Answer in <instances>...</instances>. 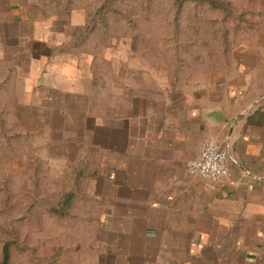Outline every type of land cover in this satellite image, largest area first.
<instances>
[{"label": "crops", "instance_id": "crops-1", "mask_svg": "<svg viewBox=\"0 0 264 264\" xmlns=\"http://www.w3.org/2000/svg\"><path fill=\"white\" fill-rule=\"evenodd\" d=\"M258 8L255 31L231 47L233 76L194 87L136 53L80 52L85 7L51 20L12 9L31 25L8 43L25 60L49 158L74 163L97 200V264H264V0ZM209 140L230 154L223 182L187 172Z\"/></svg>", "mask_w": 264, "mask_h": 264}, {"label": "rangeland", "instance_id": "rangeland-1", "mask_svg": "<svg viewBox=\"0 0 264 264\" xmlns=\"http://www.w3.org/2000/svg\"><path fill=\"white\" fill-rule=\"evenodd\" d=\"M230 1L0 0V264L5 248L9 264L99 260L97 200L86 198L83 174V181H75L74 163L49 158V128L36 124L37 102L25 92L27 70L17 67L25 60L17 56L15 41L8 43L10 32L19 26L30 33L31 25L14 21L12 9L27 5L51 20L85 7L93 18L80 34V52H92L97 60L113 52L136 53L143 63L194 87L211 75L219 83L232 77L231 47L255 31L248 27L257 22L261 0ZM59 6L63 11H56Z\"/></svg>", "mask_w": 264, "mask_h": 264}, {"label": "built area", "instance_id": "built-area-1", "mask_svg": "<svg viewBox=\"0 0 264 264\" xmlns=\"http://www.w3.org/2000/svg\"><path fill=\"white\" fill-rule=\"evenodd\" d=\"M230 154L217 141H207L198 157L187 166V172L197 178L223 182L230 177Z\"/></svg>", "mask_w": 264, "mask_h": 264}, {"label": "trees", "instance_id": "trees-1", "mask_svg": "<svg viewBox=\"0 0 264 264\" xmlns=\"http://www.w3.org/2000/svg\"><path fill=\"white\" fill-rule=\"evenodd\" d=\"M225 2L228 3L229 5H232V4H230V3H231L230 0H229V1H228V0H225ZM62 9H63V7H62V6H59L58 9H57L56 11H57V12H61V11H63ZM218 9H221V7H218ZM242 14H243V15L245 14V17H246V14H247V13L242 12ZM66 200H69V198L66 199ZM70 200H71V199H70ZM3 264H9V263H8V250H7V248H5V250H4Z\"/></svg>", "mask_w": 264, "mask_h": 264}]
</instances>
